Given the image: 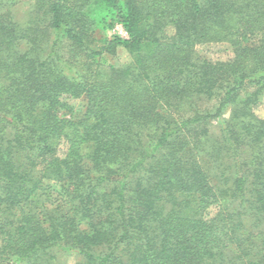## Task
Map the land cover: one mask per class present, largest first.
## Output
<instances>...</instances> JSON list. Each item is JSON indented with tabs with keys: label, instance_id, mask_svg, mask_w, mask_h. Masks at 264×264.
<instances>
[{
	"label": "trees",
	"instance_id": "obj_1",
	"mask_svg": "<svg viewBox=\"0 0 264 264\" xmlns=\"http://www.w3.org/2000/svg\"><path fill=\"white\" fill-rule=\"evenodd\" d=\"M18 1L0 0V264H264V0Z\"/></svg>",
	"mask_w": 264,
	"mask_h": 264
},
{
	"label": "rangeland",
	"instance_id": "obj_2",
	"mask_svg": "<svg viewBox=\"0 0 264 264\" xmlns=\"http://www.w3.org/2000/svg\"><path fill=\"white\" fill-rule=\"evenodd\" d=\"M29 0H19L18 1V8L17 12L19 16H23L25 11L28 10ZM104 35L108 37H112L113 35H118L121 37H127V34L121 24H116L113 29H108L103 32ZM196 49L200 55L206 57L211 61L217 60H227L231 59L234 56V51L229 43L226 42H206L201 43L196 46ZM108 60L110 62L119 64L128 60L126 52L119 48L118 52L114 56H109ZM72 104L75 105V111L82 110L85 105V101L82 99L79 100H70ZM258 114L264 116V104L258 109ZM60 115L64 117H70L71 113L68 112V108H62L60 110ZM64 264H74L77 261V257L75 256H68L62 258Z\"/></svg>",
	"mask_w": 264,
	"mask_h": 264
}]
</instances>
